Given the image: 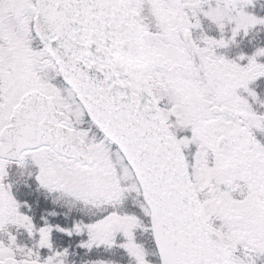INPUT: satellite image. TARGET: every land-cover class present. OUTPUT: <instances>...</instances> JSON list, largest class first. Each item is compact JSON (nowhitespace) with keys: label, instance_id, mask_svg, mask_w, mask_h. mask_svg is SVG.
Masks as SVG:
<instances>
[{"label":"snow or ice","instance_id":"obj_1","mask_svg":"<svg viewBox=\"0 0 264 264\" xmlns=\"http://www.w3.org/2000/svg\"><path fill=\"white\" fill-rule=\"evenodd\" d=\"M0 264H264V0H0Z\"/></svg>","mask_w":264,"mask_h":264}]
</instances>
